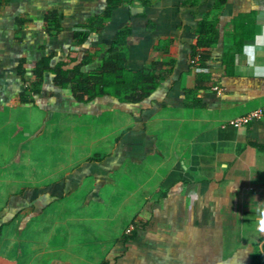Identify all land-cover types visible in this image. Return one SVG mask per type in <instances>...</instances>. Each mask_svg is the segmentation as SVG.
I'll return each mask as SVG.
<instances>
[{"label": "crops", "instance_id": "0c3cea01", "mask_svg": "<svg viewBox=\"0 0 264 264\" xmlns=\"http://www.w3.org/2000/svg\"><path fill=\"white\" fill-rule=\"evenodd\" d=\"M121 1L77 43L106 0H0V264H264V115L228 125L264 107V0ZM122 29L126 68L166 74L142 102L49 73L22 95L39 59L93 71Z\"/></svg>", "mask_w": 264, "mask_h": 264}, {"label": "trees", "instance_id": "16d2710c", "mask_svg": "<svg viewBox=\"0 0 264 264\" xmlns=\"http://www.w3.org/2000/svg\"><path fill=\"white\" fill-rule=\"evenodd\" d=\"M195 2L196 0L192 3L195 4ZM121 3V0H106L105 8L100 15L92 16L86 23L80 25L79 29L74 31L73 36L76 42H85L91 31H96L99 27L104 26L108 22L112 11ZM48 15H50V19H55L53 11H50ZM53 22L56 23V20ZM196 33L197 41L192 46L190 58L199 54L201 65L205 56L196 47L209 46L214 43L216 41V31L211 28V25H208L206 20H202L196 29ZM127 37L128 33L125 29L115 33L99 66L93 71L82 69V66L92 60L89 55H84L80 63L70 68H66L62 62H57L52 66L50 64L51 56L39 59L32 71L34 80L27 83L22 95L39 93L44 75L49 73L52 75V83L60 88L69 87L73 99L79 103H85L102 96H111L123 103L136 104L142 102L157 88L166 74L161 72L160 69L163 64L155 61L152 62V66L149 68H143L136 72L129 71L125 66L128 47ZM23 64L24 60L19 63L17 70L25 83Z\"/></svg>", "mask_w": 264, "mask_h": 264}, {"label": "built area", "instance_id": "2783aa9c", "mask_svg": "<svg viewBox=\"0 0 264 264\" xmlns=\"http://www.w3.org/2000/svg\"><path fill=\"white\" fill-rule=\"evenodd\" d=\"M199 58H200L199 54H196L194 57H191L190 58V64L192 66H198L199 62H200ZM215 89L219 90L218 87H215ZM263 115H264V107H261V108L255 109L249 113L239 115V116H236V117L230 119L228 121V125H230L232 127H240L242 125L249 124L253 120L260 119ZM132 229H133V226L130 225L129 227L126 228V232H131Z\"/></svg>", "mask_w": 264, "mask_h": 264}, {"label": "water", "instance_id": "95a60500", "mask_svg": "<svg viewBox=\"0 0 264 264\" xmlns=\"http://www.w3.org/2000/svg\"><path fill=\"white\" fill-rule=\"evenodd\" d=\"M137 9H140V7H138V6H134V7L131 8V11L133 12V11H135V10H137Z\"/></svg>", "mask_w": 264, "mask_h": 264}]
</instances>
